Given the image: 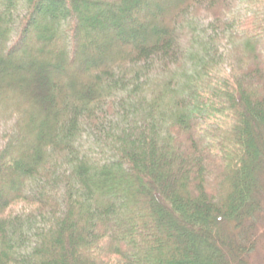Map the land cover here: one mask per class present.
Here are the masks:
<instances>
[{
  "label": "trees",
  "instance_id": "1",
  "mask_svg": "<svg viewBox=\"0 0 264 264\" xmlns=\"http://www.w3.org/2000/svg\"><path fill=\"white\" fill-rule=\"evenodd\" d=\"M263 180L264 0H0V264H250Z\"/></svg>",
  "mask_w": 264,
  "mask_h": 264
},
{
  "label": "rangeland",
  "instance_id": "2",
  "mask_svg": "<svg viewBox=\"0 0 264 264\" xmlns=\"http://www.w3.org/2000/svg\"><path fill=\"white\" fill-rule=\"evenodd\" d=\"M261 189L260 204L261 211L255 219V231L257 244L250 256V264H264V180ZM16 208H13L15 210Z\"/></svg>",
  "mask_w": 264,
  "mask_h": 264
}]
</instances>
